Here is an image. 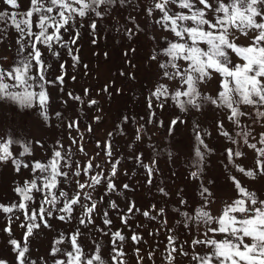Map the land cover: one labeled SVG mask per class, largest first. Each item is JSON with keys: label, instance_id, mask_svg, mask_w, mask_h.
I'll use <instances>...</instances> for the list:
<instances>
[{"label": "rangeland", "instance_id": "1", "mask_svg": "<svg viewBox=\"0 0 264 264\" xmlns=\"http://www.w3.org/2000/svg\"><path fill=\"white\" fill-rule=\"evenodd\" d=\"M18 3L19 8L14 9L0 0V13L16 14L29 10L30 0H18ZM151 7L152 0H128L124 7L114 6L109 9L102 19L92 16L91 19H95L97 23L95 35L89 27L90 18H82L79 26L74 25L70 32L64 34V39L68 40L69 36L79 32V39L72 46L73 54L79 57L78 63H74L72 56L64 49L57 48L60 52L58 59L49 56L47 49H42L47 63L52 65L47 78L56 81L62 71L66 73L63 84L56 81L47 87L50 98L48 113L51 117L47 122L41 117L38 107L22 109L11 101H0V138L11 134L22 142L32 143V155L21 157L29 163V168H22L17 173L11 161L0 163V204L10 205L19 201L20 198L14 191L15 186L32 179L31 164L34 161L46 162L52 156V149L59 147L57 141L63 145L61 151L72 153L73 162L84 164L90 160L94 167L99 164L105 175H111L112 165L108 163L109 160L120 161L113 178L117 191H106L102 183L92 192V198L97 202L94 225L81 226L75 218L70 223L64 222L58 219L60 213L54 212L51 217H46L51 227L41 226L28 238L29 251L26 255L35 264H54L58 259L66 260L62 253L51 255L54 242L63 238V242L55 246L61 248L62 252L71 251L69 237L77 228L82 233L78 242L83 245L85 253L93 254L98 244L100 255L107 264H111V236L101 233L98 230L100 228H105L110 233L120 230L128 237L123 245L126 264H168V254L173 247L168 240L170 235L176 238L175 247L178 249L172 253L175 257L173 264H196L191 260L193 251L206 250L201 246L193 248L191 241L196 238L204 239V228L201 226L197 230L193 225L186 229L178 222L182 217L174 209L181 208L191 212L199 207L203 203L201 183L212 194L209 210L214 216L220 215L225 202L231 203L237 197L229 176H235L242 186L264 199V176L249 178L237 171L226 158L225 149L233 147L234 150L245 153L244 157H234L236 164L246 170L256 168V152L243 144L239 136H235L240 129H234L229 122L227 110L206 104L200 110L181 112L171 100L160 108L159 101L155 99L153 107L149 109L148 98L158 84L167 85L170 91L178 87L176 81H168L162 77L159 62L165 57L151 59L167 46L165 38H172L170 32L162 30L155 23L159 13L154 11L153 15L148 14L147 9ZM101 11L105 10L101 8ZM32 19L35 22L36 17L33 16ZM0 28L6 29V33L0 32V37H4L0 43V66L7 69L26 53L17 54V33L12 29L10 21L7 25L0 23ZM33 30H36L35 25ZM94 39L95 43L92 42ZM237 43L247 45L249 41L241 37ZM233 59L238 62L237 58ZM61 64L65 65L63 70L60 68ZM219 82L220 77L214 75L211 81L200 86V91L215 96L219 90ZM68 93L81 99H72ZM93 100L96 103L90 104ZM241 110L250 114L241 121L245 130L251 131L249 143L264 147L258 143L264 137V120L256 119L254 122L255 111L249 106H241ZM153 112L155 115H151ZM56 113L61 114L59 118ZM177 117L183 123L178 122L170 130L171 121ZM71 121L78 122V130L67 128ZM221 121L224 130L240 140L238 145H231L218 131V123ZM89 127L91 131H88ZM197 131L213 151L206 152L200 178L194 179L191 173L197 171L194 154L198 146ZM137 134L140 136L139 140L136 139ZM73 138L77 143L73 144ZM36 141H40L44 147L41 148ZM106 144L111 145V157L104 150ZM81 147L83 152L79 150ZM11 150L14 153L21 151L16 145ZM138 155L142 163L137 161ZM152 161H155V165L153 175L149 177L143 165L152 166ZM80 179L83 182L87 178L81 176ZM149 179L151 184L148 183ZM125 184L128 185L127 189L123 187ZM61 187L70 190L74 184H61ZM161 188L167 195L160 191ZM83 191L88 192L89 189L85 188ZM35 195L37 202L34 206L39 207L43 196ZM181 199L187 201V204L182 206ZM111 202H115L118 207L112 208ZM132 202L135 209L129 214L128 208ZM153 205L155 211H150ZM161 208L165 212L157 216ZM105 211L112 220L110 228L102 222ZM144 211H150L157 219L149 220L144 217ZM79 212L77 207L73 217L78 216ZM126 214L128 224H123L120 217ZM16 215L20 218L9 222V216L0 212V260L7 264H17V253L9 240L16 239L23 243L25 237L26 230L20 227L25 218L22 213ZM165 220L167 223L163 224L162 221ZM9 223L11 236L5 232ZM133 234L142 236L143 242L134 244L130 239ZM137 248L140 249L138 254ZM180 248L189 255L180 254Z\"/></svg>", "mask_w": 264, "mask_h": 264}, {"label": "snow or ice", "instance_id": "2", "mask_svg": "<svg viewBox=\"0 0 264 264\" xmlns=\"http://www.w3.org/2000/svg\"><path fill=\"white\" fill-rule=\"evenodd\" d=\"M127 2L128 0H30V8L26 12L0 13V23L7 25L10 21L12 29L17 33V54L26 53L18 62L14 61L12 67L6 69L0 66V101H11L22 109L38 107L43 120L45 122L50 120L48 113L50 98L47 87L56 81L63 84L66 73L62 71L56 81L49 80L47 73L52 65L47 63L42 49H47L48 55L54 59L60 56L57 48L64 49L72 56L74 63H78L79 57L73 54L72 46L76 45L79 32L69 36L68 40L64 39V34L70 32L74 25L79 26L82 18L89 17V27L95 35L97 23L91 17L102 19L109 9L114 6L124 7ZM4 3L14 9L20 6L18 0H4ZM101 8L105 11L102 12ZM147 11L150 16L154 11L158 12L159 17L155 23L162 30L172 34L171 39L165 38L167 46L160 49L151 59L157 60L158 56L165 57L159 62L162 77L178 83V87L173 91L163 83L158 84L148 98L149 109L153 107V99H155L159 101L160 108L171 100L181 112L190 109L200 110L206 104L227 110L229 122L234 129H240L235 136H239L243 144L253 149L257 155L255 170H246L236 164L234 159V157H244L245 153L228 147L225 151L229 164L249 178L264 176V147L249 143L251 131H246L241 122L243 117L250 115L242 111L241 106L254 109V122L256 119L264 120V0H227V2L225 0H152V7ZM33 16L36 17L35 22ZM0 32L6 33V29L0 28ZM241 37L246 38L249 43L247 45L237 43ZM3 39L4 37H0V43ZM92 42L95 43V39ZM233 57L237 58L238 62L234 61ZM60 68L63 70L65 65L61 64ZM214 75L220 77L217 94L215 96L203 94L200 86L211 81ZM68 95L77 101L81 99L79 96L73 97L71 93ZM95 103V100L90 102V104ZM55 115L59 118L61 114ZM178 122L183 123L180 117L172 120L170 130ZM67 128L78 130V122L71 121L67 124ZM88 131H91L90 127ZM218 131L231 145L240 143L232 133L224 130L222 121L218 123ZM136 139H140L139 134ZM196 139L198 146L194 154L197 171H193L191 176L199 179L205 154L213 150L205 143L199 131L196 132ZM72 142L77 143L75 138ZM258 143L264 145V137ZM36 144L41 148L44 147L40 141H36ZM14 145L20 147L19 153L11 150ZM57 145L59 147L52 149V156L46 162L34 161L31 164V180H25L22 185L15 186L14 191L20 198L19 201L10 205L0 204V212L9 216V222L20 218L16 213H22L25 218V222L20 225L26 230L23 243L16 239L9 240L17 253V264H35V261H31L26 255L29 251L28 238L41 226L51 227L46 217L58 212L60 213L58 219L61 221L70 223L75 218L81 226L94 225L97 202L93 200L92 192L95 191L96 186L103 183L106 191H117L113 178L117 174L119 160L108 161L112 165L111 175H105L99 164L94 167L90 160L84 164L73 162L72 153L67 150L61 151L63 145L60 141H57ZM79 150L84 151L82 147ZM104 150L107 156L113 155L110 144H106ZM31 155V142H22L11 134L0 138V163L11 161L17 173H20L22 168H29V163L21 157ZM136 159L142 163L140 155ZM154 165L155 161H152V166L143 165L149 177L153 175ZM81 176L87 179L82 182ZM229 179L234 185L237 197L231 203H224L220 215L211 214L209 204L212 194L202 183L200 195L203 203L199 207L191 212L181 208L174 209L182 217L178 222L186 229H190L193 225L197 230L201 226L204 228L205 238L193 239L191 244L193 248L201 246L206 251H193L191 260L196 264H264V199H260L257 193L242 186L235 176H229ZM151 182L149 179L148 183ZM69 183L74 184L70 190L61 187V184ZM123 187L127 189L128 185L125 184ZM85 188L89 191L84 192ZM160 191L164 193L162 188ZM35 194L43 196L39 207L34 206L37 202ZM180 204L186 205L187 201L181 199ZM110 206L114 209L118 207L115 202H111ZM77 207L80 210L79 215L73 217ZM134 209L135 204L132 202L129 204L128 213L131 214ZM150 211H155V205ZM150 211H144L143 216L149 220H156L157 216L164 214L165 209H159L157 216H152ZM102 215L103 224L110 228L112 220L108 218V212L105 211ZM120 219L123 224H128L127 214L122 215ZM162 223L166 224L167 221ZM98 230L104 235L111 236V264H126L123 245L128 237L120 230L111 233L105 228ZM5 232L11 236L10 223L5 228ZM81 234L80 229L77 228L69 237L71 251L62 252L61 248L55 246L61 244L63 238L54 242L51 255L62 253L67 258L58 259L54 264H107L100 255L98 244L93 254L85 253L83 245L78 242ZM130 239L134 244L143 242V237L138 234H133ZM168 240L173 245L168 254V264H173L175 257L172 253L178 250L175 247L176 238L170 235ZM139 251L140 249L137 248V254ZM179 251L184 256L189 255L182 248ZM0 264L7 262L0 260Z\"/></svg>", "mask_w": 264, "mask_h": 264}]
</instances>
